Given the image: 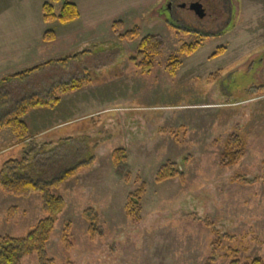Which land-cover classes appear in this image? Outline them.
Wrapping results in <instances>:
<instances>
[{
  "label": "rangeland",
  "instance_id": "374dc122",
  "mask_svg": "<svg viewBox=\"0 0 264 264\" xmlns=\"http://www.w3.org/2000/svg\"><path fill=\"white\" fill-rule=\"evenodd\" d=\"M71 1L77 20L42 28V3H53L57 12L62 0H0L4 109L86 77L89 84L74 90L66 108L69 117L103 110L45 136L64 135L57 147L58 155H73L67 166L91 160L53 190L63 206L54 216L48 256L54 264H229L232 248L241 264L255 257L264 261V0ZM193 2L205 15L190 9ZM117 20L120 34L137 26L139 36L121 39L111 29ZM47 29L56 34L50 42L37 35ZM149 34L160 35L164 45L143 71L131 58ZM193 42L200 45L192 54L180 53ZM173 55L180 65L171 76L166 65ZM35 110L22 117L29 133ZM231 132L245 138L246 148L236 165L222 168V142ZM13 141L10 129L2 128L0 169L29 149H48L33 140L8 147ZM115 149L125 151L119 168L111 160ZM169 160L181 168L183 182L155 181ZM142 181L141 221L134 223L124 204ZM11 207L17 213L9 220ZM89 209L98 218L93 239L83 215ZM45 215L39 193L14 196L0 189V235L23 237ZM67 223L68 250L62 241ZM22 264H38L37 255L25 256Z\"/></svg>",
  "mask_w": 264,
  "mask_h": 264
},
{
  "label": "trees",
  "instance_id": "16d2710c",
  "mask_svg": "<svg viewBox=\"0 0 264 264\" xmlns=\"http://www.w3.org/2000/svg\"><path fill=\"white\" fill-rule=\"evenodd\" d=\"M59 0H53L58 2ZM59 10L56 12L51 2H44L41 5L42 19L46 23L58 21L61 24L75 21L79 18V11L77 5L71 0H62ZM172 27V26H171ZM113 32L121 39L132 40L139 36V28L134 26L132 29L120 34L122 29V22L120 20L114 21L111 25ZM55 32L47 29L44 31L42 38L46 42L55 39ZM163 38L158 34L143 36L137 45L135 56L131 59L135 61L136 65L143 71H149L152 67V59L159 55L163 48ZM198 42L190 44H183L180 48V53L183 55L192 54L198 47ZM221 48H218L212 56L218 55ZM167 71L171 76L175 75L177 68L180 65L178 56H170L167 60ZM36 66L31 70L37 69ZM28 70V71H31ZM27 72V71H26ZM18 73L15 76H20ZM89 78L71 79L69 82L58 83L53 86L43 97L31 96L22 99L15 104L10 110L4 109L5 96L0 94V130L4 127L16 137V145L25 144L26 141L31 140L28 126L23 120L30 110L36 108H54L59 102L60 96L68 92L79 89L89 84ZM60 142L55 145L48 146L45 151L44 148L38 153L30 150L24 152L21 158H14L6 160L0 169V189L5 193L14 196H29L33 193H39L42 199V209L46 213L45 217L39 219L33 228L23 237H12L9 235H0V264H22L25 256L35 253L37 255L38 264H54V260L48 256L46 252V244L50 239L51 233L54 229V216L61 210L63 206V199L61 196L53 192L54 189L59 188L66 181L70 180L82 166L91 164V160L85 162H78L67 166L74 159L71 154L70 159L66 156L67 153L58 155ZM47 148V146H45ZM246 148L245 138L237 132H231L226 135L222 142V149L219 155V166L229 167L236 165L244 155ZM125 151L123 149H115L111 153V160L114 167L119 168L125 161ZM75 162V161H74ZM174 161H166L157 170L155 175L156 182H162L170 178L178 177L180 181H184L183 172H181ZM128 174L126 179L128 181ZM138 181V178H137ZM244 181L243 179L240 180ZM264 183V178H263ZM146 192L145 182H139L135 191L127 194L124 204L126 216L134 223L141 221L142 198ZM17 209L11 207L8 209L7 218L9 220L16 216ZM85 220L88 223L89 238L93 239L95 230L97 229V215L93 210H85L83 213ZM208 224V223H207ZM212 232H215L211 228ZM62 241L65 249H70L72 242L70 240V224H65L62 234ZM220 238L213 240L212 244L217 246ZM226 258L229 259V264H241L238 259L237 251L228 248ZM207 264H210L208 262ZM243 264H264L260 257H255Z\"/></svg>",
  "mask_w": 264,
  "mask_h": 264
},
{
  "label": "crops",
  "instance_id": "0c3cea01",
  "mask_svg": "<svg viewBox=\"0 0 264 264\" xmlns=\"http://www.w3.org/2000/svg\"><path fill=\"white\" fill-rule=\"evenodd\" d=\"M43 24H40V27H44L45 25H48V23H45L44 21L42 22ZM39 33H37L38 38L42 39V30L38 31ZM43 40V39H42ZM40 41V40H39ZM32 41L31 40H27L26 44H30ZM39 44H41L39 42ZM27 46L24 45V49H26ZM52 88V87H51ZM50 88V89H51ZM50 89H46L44 91V93L42 92L41 94L44 95L46 94V92H48V90ZM76 93L75 91L65 94L63 95L59 102L57 103V105L54 108H36V110L33 112V120L34 123L32 122V127L33 130L30 132L31 137L34 142H39V143H44V146H52L57 144L62 137H64V135H60V134H56L53 135V137H45L46 134L50 133V131H52L53 129H60V128H64L66 126H68L70 124V122L72 121H77L81 118H85V117H90L93 116L101 111H97V112H91L88 114H84L83 116H79L77 118H71L69 117L70 114L72 113V111H68V105L70 103L73 102L74 99H71V97L73 96V94ZM76 103V102H75ZM67 108V109H66ZM66 109V111H64ZM56 119V120H55ZM108 120L113 119L111 116H108L107 118ZM16 145V141L12 142L8 147H15ZM5 150V148H4Z\"/></svg>",
  "mask_w": 264,
  "mask_h": 264
},
{
  "label": "water",
  "instance_id": "95a60500",
  "mask_svg": "<svg viewBox=\"0 0 264 264\" xmlns=\"http://www.w3.org/2000/svg\"><path fill=\"white\" fill-rule=\"evenodd\" d=\"M184 6V5H183ZM190 9H192L197 15L203 16L206 13V9L199 3V2H193L190 4Z\"/></svg>",
  "mask_w": 264,
  "mask_h": 264
},
{
  "label": "flooded vegetation",
  "instance_id": "af4514ba",
  "mask_svg": "<svg viewBox=\"0 0 264 264\" xmlns=\"http://www.w3.org/2000/svg\"><path fill=\"white\" fill-rule=\"evenodd\" d=\"M171 2V1H170ZM180 6H181V4H180ZM183 6V5H182ZM171 8V4L170 3H168V9H170Z\"/></svg>",
  "mask_w": 264,
  "mask_h": 264
}]
</instances>
